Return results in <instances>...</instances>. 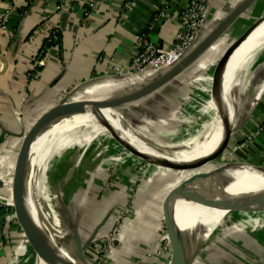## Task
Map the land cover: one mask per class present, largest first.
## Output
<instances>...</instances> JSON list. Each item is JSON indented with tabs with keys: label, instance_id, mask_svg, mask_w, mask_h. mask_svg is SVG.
I'll list each match as a JSON object with an SVG mask.
<instances>
[{
	"label": "crops",
	"instance_id": "0c3cea01",
	"mask_svg": "<svg viewBox=\"0 0 264 264\" xmlns=\"http://www.w3.org/2000/svg\"><path fill=\"white\" fill-rule=\"evenodd\" d=\"M20 1L22 3L23 1L26 2L24 5L26 11L19 14V10L15 8L14 16L19 15L22 18L19 27L15 31L11 29L10 25L8 30H4L0 27V201L7 205V209L5 208L4 212H0V264H29L33 261V258L37 260V254L29 243L25 231L18 222V214L14 208V179L18 167L20 149L24 143V135L32 131L42 116L63 100L66 91L80 87L85 81H89L96 76L105 77L104 80L102 79V83L91 85L83 90V92H80L81 94H77V99L88 93H93L98 89L112 91L116 86H119L118 81L112 80L107 82L113 73L112 65L114 64L125 68L129 67L132 59L136 55L135 35L137 32L148 27L151 15L155 13V11L157 12L161 5L159 0H136V6L131 13L127 15L125 23L120 27L118 25L119 16L117 12L119 9L113 3H105L101 13H94L86 21L84 18V9L87 7V0H72L63 14H58L56 12L58 0ZM187 1L188 0H176L171 6L169 19L165 21L161 27L150 32L153 40L157 41L161 46L168 48L173 44L177 27L181 24V15L187 6ZM240 1L241 0H217L215 7L217 11L221 10L219 12V15H221L222 7L226 3L236 4ZM11 6H14L12 0H0V21ZM263 14L264 0H259L253 10L230 29L228 37H223L212 48V51L202 60L201 64L194 68L192 74L184 77L189 82L191 78H194V89L191 85H169L162 92H159L158 95L153 97L152 100H150L152 101L151 103L148 102L150 105L147 109L150 112L151 123L157 124V127H160L165 132V136L171 138L173 142H176L175 144L181 143L184 135V127L180 126V121L178 122L177 119L173 122L170 121V118L174 117L167 116L169 114L166 113V111L169 110L168 106L171 102L179 100L187 94L188 106L186 111L180 116L183 117L181 121L185 124L189 119H193L192 121L195 122H201L202 117L209 119L213 115V111H203L202 113V109L197 107L200 102L202 107L210 104L212 105L213 102L215 104L216 99H218H215L211 94L213 91L212 87L214 86L213 78L204 76L208 66L212 64L210 60L216 53L223 54L229 45L233 44L235 40L240 39ZM250 17L253 18L252 22L248 21ZM52 24H57L61 28L60 42L49 48L47 64L40 70V74L35 77L32 74L34 59L39 50L44 46L46 36L50 32ZM242 47L234 53L226 68L224 88L230 86L231 76ZM263 48L264 23L259 27L254 37V42L244 67L247 78L243 82V89L240 91L238 103L240 106L246 105L251 107L243 118L235 122L233 119L234 126H241L242 123L245 125L238 134L233 136L232 141L234 144L238 141L241 134H243L242 131H245L246 134H253L264 124V95L262 91L264 90ZM216 60H218V56ZM258 83H260L262 87L261 89L258 88L254 98L251 100L245 99V93L248 87L251 88L252 84L254 86L259 85ZM141 86L142 85H137V87ZM203 93L207 96V100L200 99ZM261 95H263V98ZM194 97H198L196 104L194 103L196 99L193 100ZM260 99L262 101H260ZM257 101H259L258 105L250 115ZM193 103L195 108L191 109V104ZM187 110L190 112H187ZM193 113L197 114L196 116L198 119L193 118L195 116L190 117ZM257 113H259V115ZM173 114L174 116L177 115L176 112H173ZM210 122L212 123L213 119ZM261 123L263 124L260 125ZM115 132L120 134L125 141L131 143L130 145L148 155L153 161L170 160L176 163H190L212 154L219 146L218 144H214L211 145L207 151L186 157H164L149 153L137 142L128 138L124 132H119L117 130H115ZM57 136L54 135L50 140H53ZM46 142L40 151L38 160V169H41L43 172L40 189L41 193L43 192L42 194H45L48 190V182L54 181L52 184H56L58 188V193L55 194L62 203L66 202L68 205L75 204L77 206H83L82 203H84V205L86 204V206H84L86 210L88 209V200H91V192L95 189L92 186L99 185L100 178H102L103 175L102 173L107 171L104 169L105 165L102 166V164H97L104 156V153L106 154L108 151L110 156L108 166L106 165L107 168L117 164V166L121 165L123 171H135V169L142 164L141 159L125 149V147L109 132L96 133L90 136L87 144L83 146L76 145L66 149H60V147H54V145H45ZM76 149L82 151V154L77 157L75 166L85 171L87 180L78 181L79 185H75V188H79L75 191L76 193L73 195V199H71L68 196L70 193L67 192V189L61 187V184L65 185L68 179H72L70 178L69 171L73 166L69 163L72 162L73 150ZM252 149L255 155L261 157L260 154L263 152L262 147L257 144V146H254ZM231 152H234L232 147L223 155V159ZM255 155L252 156L248 153L247 156L253 160H257V164L260 165V158L258 159ZM219 161H221V159ZM60 166H63L62 168L66 173L65 177H67L64 179L65 182L63 183L57 178L58 174L56 173L58 172L57 170L61 169ZM217 168V166L211 165L203 169V172H212ZM147 172L150 179L154 181L157 180L160 182L161 179L166 181V177L177 178L174 182L166 185V188H164V190H166L165 192L164 190L162 191V201L165 200L172 189L197 173V171L192 173L182 171L175 172L161 167L158 164H149L146 171L143 173L146 174ZM235 174L236 171L226 172L218 181L215 194L232 184ZM124 179L126 181L128 180L127 177H124ZM132 179L133 181L138 180L136 174ZM202 183L205 182L200 181L196 186ZM84 184H86V189H88V187L90 188V190H87L89 193H86V196L82 191ZM82 200H84V202H82ZM108 205L111 207L110 203ZM172 206L176 211V221L178 225L183 231L189 232L194 220V212L186 211L189 206L187 200L175 198ZM74 208L75 207L72 209ZM111 210L115 211V209ZM187 212L188 214L186 215ZM108 216H111V211H108V213L101 218L102 222L100 224L104 226L100 230V236H102L103 233L104 235L109 233L120 215L116 214L112 216L110 221L107 219ZM159 219L160 222L158 221V223L160 225L158 229L160 230L162 229V215H160ZM155 220L156 218L154 221H151L152 225ZM55 222L59 227V219L57 217ZM247 224L245 222L236 223L235 228L246 230L248 227H255ZM141 225L142 224L138 220L136 222V227L134 228L135 225L132 227L134 228V234L140 232ZM128 227L129 226L126 225V228ZM254 230L256 229L254 228ZM15 236H18V240L11 248L9 239L10 237L15 238ZM164 238L165 237L162 235H155L153 239L146 240L151 254L157 253L159 244ZM217 243H220L218 239ZM100 244L102 246V242ZM132 250H126L128 253L124 255H134L133 257L140 260L135 264H154V262L150 263L152 261L146 258V253L143 251L134 250V248ZM220 251L222 252V250ZM220 251H217V248L213 246L212 249L208 251L204 249L196 264H206L204 262L208 260H211V264H221L222 256L226 254L224 251L228 250L225 248L223 253ZM27 254H29V256H27ZM118 254L119 252L117 250L113 253V256L115 255L116 257V262L120 260L118 259ZM113 256L111 257L112 259L114 258ZM120 257L122 256L120 255ZM174 257H170L169 261L163 260L164 264H166L167 261V264H169ZM97 259L98 256H96L93 261L88 260V264H93ZM121 260L122 263L133 264V262H129L128 260L125 261L123 258Z\"/></svg>",
	"mask_w": 264,
	"mask_h": 264
},
{
	"label": "water",
	"instance_id": "95a60500",
	"mask_svg": "<svg viewBox=\"0 0 264 264\" xmlns=\"http://www.w3.org/2000/svg\"><path fill=\"white\" fill-rule=\"evenodd\" d=\"M258 1L259 0H241L236 4L226 3L222 7L221 15L210 19L209 23L206 25L200 37L198 38L195 46H193L172 67L157 73H153L155 77L150 82L143 84L141 87L132 86L131 88H116L112 93L107 94L109 96L103 99L100 98L99 100L91 101V99H77V94H81L80 92H83V90L86 88L94 84L102 83V79L104 80L105 78L102 77L95 80L86 81L85 83L81 84L80 87H77L70 93L66 91L64 93L63 100L46 114H44L32 131L24 135V143L20 149L18 167L16 169L14 179V208L18 214V222L25 231L27 239L37 254V257L44 259L48 249L51 248L60 255L66 257L68 264H88V249L93 244H95V242H97V238L100 235V230L104 226L100 224L86 239L81 232L82 227L71 225L73 233L71 239L73 240V243L68 242L67 245L70 249L62 248L60 245L55 243V241H52L47 235V232H45L39 226L37 219L28 205V184L31 175L32 150L39 138L42 137L47 129L52 125L54 118H58L55 122V124H58L61 122L62 118L84 114L88 111H108L118 116L121 115L120 110L128 107L132 112H136L134 116L140 117V123H143L144 119H150V112L147 109V107L150 105L148 102L151 103L152 101L150 100L158 95L159 92H162L167 86L173 84L178 85L177 81L186 82L187 80L184 77L192 74L193 66L206 58L207 55H209V53L212 51V48L223 37H228L230 29L239 20L244 19L245 16L253 10ZM263 23L264 14L252 25L248 31H246V33L240 39L235 40L231 47L222 56L219 66L215 72V80L213 83L214 86L212 87V90L214 91V97L219 98V94L221 92L224 94V77L231 57L239 48L243 46V44L248 41V39ZM125 79L130 78H118L111 76L107 82ZM121 90L123 91L119 93ZM260 101L262 100L260 99ZM258 103L259 101H257V104L250 112V115L256 109ZM138 112L142 117L137 115ZM129 120L127 119L123 121L125 123L124 126L127 128V130L133 132L134 129ZM107 125L110 126V124ZM244 126L245 125L242 123L241 126L233 130L230 128L224 140L212 154L190 163H176L170 160L153 161L148 155L141 152L136 147L130 145L131 143L125 141L120 134L113 130L112 127L109 128L110 133L125 147V149L149 164H158L161 167H165L175 172L182 171L192 173L197 171V173L188 180L183 181L177 187L172 189L163 201L162 205L163 221L161 224V231L166 233L165 237L171 244L172 258L179 253L183 255L185 254V259L180 264H196L200 259L201 253L206 248L207 241L213 234H209V236H206V239H204L206 231L199 225H196L195 228L189 233L183 231L176 221V211L172 206L173 200L175 198L184 199L202 208H207L213 201L212 196L214 195L215 185H218L220 178L229 170L238 167L250 166L256 171H264V167L262 166L240 160L237 157L238 153L235 152H231L229 154L230 157L225 163L220 164L218 162L220 159L224 162L223 155L229 150L233 136L238 134ZM211 165L217 166L218 168L212 172H203V169L208 168ZM200 181H208L207 185H205L202 191L195 189L196 184ZM256 206L257 210L255 211L264 212V197L263 200H261V202H259ZM253 210L254 209H252V211ZM83 229H87V227L83 226ZM185 240H189V247L187 250L186 248L182 250V243ZM135 243L136 242L133 241L132 248L137 246ZM119 250H122V246ZM176 259L177 257L175 258L173 264L177 263Z\"/></svg>",
	"mask_w": 264,
	"mask_h": 264
},
{
	"label": "rangeland",
	"instance_id": "374dc122",
	"mask_svg": "<svg viewBox=\"0 0 264 264\" xmlns=\"http://www.w3.org/2000/svg\"><path fill=\"white\" fill-rule=\"evenodd\" d=\"M252 17H250L248 21L252 22L253 21ZM209 72L212 73L211 70ZM245 77L247 78V73L243 71L242 76L240 78L241 84L244 82ZM193 79L194 78H192L190 82L188 81L186 82L177 81V82H178V85H192L194 81ZM150 81L151 80L147 81L146 83ZM258 84L259 85H255V86L252 84L251 88L248 87V90L245 93V96H246L245 99L251 100L252 98H254L255 93L258 91V88L261 89L262 87L260 83ZM120 86H116V88H119ZM262 91L264 95V90ZM206 93H209V92H206ZM211 94L214 96V91H212ZM228 95H229V87H225L224 94L223 92L219 94L218 104H217L219 105V108L213 111V115L214 114L216 115V113L219 112V110L223 106L224 101H227ZM263 95H261L262 98H263ZM79 99L86 100L90 98H88V95L86 94L80 97ZM200 99L207 100V96L204 95L203 93L201 94ZM193 100H195L194 103L196 104L198 97H194ZM193 104H191V107H192V108L190 107L191 109L195 108ZM250 107L246 105L240 106L238 103L236 106V109L234 110V114H233L234 122L240 118H243L248 113ZM187 112H190V111L187 110ZM133 113L135 114L136 112H133ZM137 115H140L139 112L137 113ZM180 116L181 114H177L174 119H177L178 122L180 121L179 123L181 127L182 126L185 127L186 126L185 124L187 123L188 124L196 123L195 121H192L189 119L188 121H186L187 123L184 124L181 121L183 120L182 119L183 117H180ZM150 119H147V120L144 119L143 123L141 122L142 124L141 127H143V129H145L146 131L152 134L154 133L157 134L163 140H165L166 138L171 140V138L165 136L164 134L165 132L160 127L156 128L157 124H152ZM113 130L124 132L127 135V137L130 138L128 135L129 130H127L126 128L117 127V128H113ZM58 132L56 134L59 136L54 134L57 137H55L53 140L49 139L47 141L48 143L46 142L45 145H48V146L54 145V147L58 146L60 147V149H66L68 147H72L76 145L83 146L87 144L91 135H95L96 133H99V132H104V133L109 132L110 133L109 129L107 130H88L84 126L71 130V131H64V132H59V133ZM54 135L52 137H54ZM254 140L255 139H252V141H250L252 144L249 146L248 149L246 148L247 150L243 149L241 150V152H236L235 150L236 146L233 148V150L235 153H238L237 157L240 160H244L248 163L258 165L257 160H253L247 156L248 155L247 152H250L249 154H251L252 156L255 155V153L252 151L253 150L252 148H254V146L255 147L257 146ZM73 153L74 154H72V162L69 163V164H72L73 166V168H71L69 171L70 178L72 179L71 180L68 179V181L66 182L64 181V179H66L67 177H65L66 173L64 169L62 168L63 166L62 167L60 166L61 169L57 170L58 172H56L58 174L57 178H59L60 182L62 183L65 182V185L61 184V187H64V189H67V192L70 193L68 196L71 199H73V195L76 193L75 191L79 188V187L75 188L76 186L79 185L78 181L87 180V176H85V171L79 167L76 168L75 166L77 157L82 154V151H80L79 149H76V150H73ZM260 156L261 157L257 156L258 159L260 158L259 159L260 165L258 166L264 167V151L260 154ZM109 157L110 156L107 151L106 154L104 153V156L101 158V160L97 162V164L98 163L102 164V166L105 165L104 169L107 171L102 173L103 175H102V178H100L101 180L99 181V185L92 186L95 189L92 190V192L90 191L91 200H88V203H89L88 206H89V212H92V214L86 217V214H87L86 212L88 211H86V207L84 208V206H86V204L84 205V203H82L83 206H77L75 204L68 205L66 204V202L62 203V201L59 200L57 198L58 196L55 194V193H58L57 185L52 184L54 181L53 182L49 181L50 183L48 182V190L45 192V194H42L43 193L42 192L41 195L37 196L36 201H37L38 216L45 223V227L47 226L48 229L52 230L53 233H55L56 231L59 237L62 238V240H64V242L68 244V242L73 243V240L71 239L73 233H72V229L70 225L82 227V232L83 231L85 232L84 237L87 239L88 236L95 230L94 228L97 225L96 221L99 220L96 216L100 215L101 214L100 212L105 211L104 209L105 203L107 204L110 203L111 204L110 208L115 209L112 216L118 214L120 215V220L116 223L114 230L109 235L108 234L107 235L108 237H112L114 235L113 233L116 234L118 233L116 232V230H119L124 233L125 241H123L122 243V250H119L121 248V244L119 243L115 245L117 249L110 248L109 243L106 239L107 236L104 235L103 233L102 236L104 238H100L97 242H95L96 245L93 247V249L87 252L88 256L90 257L92 261L93 259H95L96 256H98L97 261L94 262L93 264H125V263H122V260H121L122 258L125 259V261L128 260L129 262H133V264L137 263L140 260H137L135 257H133L134 255H129V256L124 255L128 253L126 250L131 251L133 249L132 248L133 241H135L136 242L135 244L137 245L134 248V250H141L144 253H146V256L149 258V260L152 261L150 263L154 262V264H164V262L160 260V258L158 257V254L163 251V247H162L163 242L159 244V249L157 251V254L155 253L151 254L150 249L147 246L148 244L146 243V240L153 239L155 235H163L161 232V229L160 230L158 229V226L160 225L158 223V221L160 222L159 217L160 215H162V205H163V201L161 198L162 191L164 190V188H166L167 184L174 182L175 179L177 178L166 177V181L164 179H161L160 182L157 180L156 181L151 180L148 175V172L146 174L143 173L144 171H146L147 165H149V163L142 161V160H141L142 164L138 166V168L135 169V171H130V170L123 171L121 169V165L112 166V167L107 168ZM229 157L230 155H227V157H225L224 159V162L223 161H218V162L220 164L225 163L226 161H228ZM40 174H41L40 178H41V185H42V176H43L42 170ZM135 174L138 180L133 181L132 178ZM236 176H237V172L233 177L234 179L233 183H237V181L240 180V179L237 180V178H235ZM124 177H127L128 180L126 181ZM85 185L86 184H84V188L82 189L84 195L86 193H89L87 192V190H90L89 187L88 189H86L87 187H85ZM165 191L166 190H164V192ZM263 197L262 198H250L242 203L234 204L229 209V211L227 212L225 216L218 218V221L216 222V224L210 225V229H208L207 234L205 235L204 239H206V236H209V234L210 235L213 234V235L207 241L205 249H207L208 251L212 249V246H213L217 248V251L222 250V252L221 251L220 252L223 253L224 249L226 248L228 251H224L226 254L222 256L221 264H264V256H263V252H264V212L255 211L257 210L256 205H258V203L261 202V200H263ZM82 202H84V200H82ZM227 202L224 203V205L220 208L219 212L222 211L223 207L226 205ZM0 204H1V201H0ZM4 204L2 205L7 209L6 204L5 205ZM73 207L75 208L72 209ZM252 209L254 210L252 211ZM219 212L217 213L216 217L213 219L211 224L217 219ZM56 217L59 219V225H60L59 227L56 225V222H55ZM90 217H96L95 218L96 221H93ZM155 218L156 220L153 223L154 225L153 226L151 221H154ZM138 220L142 225H141L140 232L138 234L137 233L135 234V235H138V238L135 239L133 229L136 227V222ZM240 222H245L246 224L248 223L247 225L255 226L254 228L256 230H254L253 227H248L246 228V230L235 228L236 223L239 224ZM126 225H128L129 227L126 228ZM83 226H86L87 229H83ZM133 226L134 228H132ZM90 228L93 230L91 231ZM125 228H126V231H125ZM17 237L18 236H15V238L10 237L9 244L11 248L17 242L18 240ZM217 239L220 243H217ZM101 242L103 243L102 246L100 244ZM242 245H244L249 250V252H251L253 255H250L249 252L247 254L246 250H243L241 248ZM116 250L119 252L118 259L120 260L118 262H116L115 260L116 259L115 255L113 256V253ZM120 255L122 257H120ZM149 255H151L152 257H149ZM27 256H29V254H27ZM112 256L114 257L113 259L111 258ZM245 256H248V258ZM167 259L169 261L170 257H168ZM37 262L38 260H36V258H33V261H31L29 264H37ZM204 263L211 264L212 262L211 260H208Z\"/></svg>",
	"mask_w": 264,
	"mask_h": 264
},
{
	"label": "bare ground",
	"instance_id": "6f19581e",
	"mask_svg": "<svg viewBox=\"0 0 264 264\" xmlns=\"http://www.w3.org/2000/svg\"><path fill=\"white\" fill-rule=\"evenodd\" d=\"M259 29V28H258ZM258 29L253 33V35L248 39V41L243 45L242 49L239 53V58L234 68V71L231 76V83L229 86V95L227 101H224L222 108L216 115H212L209 119H205L201 115V122H196L195 124H187L184 127V135L180 144H175L172 140H163L157 134H152L143 127H141V119L139 116H134V113L129 110V108H124L120 110L121 115L116 116L114 113L108 111H88L87 113L62 118L60 123H56L58 118H54L52 125L47 129L42 137L39 138L38 142L34 145L32 150V165H31V175L28 184V205L31 208L35 218L37 219L39 226L47 232V235L51 238L52 241H55L62 248H69L66 242L59 237L58 233H53L52 230L45 227V223L37 214V196L41 195V178L40 173L41 169H38V160L40 151L46 141H48L54 134L64 131H71L82 126L86 127L88 130H107L110 127L117 128L122 127L126 128L123 122L124 120H129L134 129L133 132L128 131V135L131 140L137 142L143 149L148 151L151 154L161 155L164 157H186L196 153H200L203 151L209 150V147L214 144L220 145V143L226 137L228 130L231 128L232 130L239 127L240 125H233V114L236 109L238 99L240 97V91L243 89V83L241 84V76L244 71L245 64L248 60L253 42ZM264 49V48H263ZM155 77L153 74H144L140 77H133L130 79L119 80V88H126L131 86L143 85L146 84L147 81L152 80ZM246 80V77L244 81ZM109 86V85H107ZM124 90V89H123ZM121 90L119 93H121ZM113 90H103L98 89L93 93H88V98L92 100H99L100 98H106L108 95L112 93ZM96 97V98H95ZM88 99V100H90ZM216 99V98H215ZM217 102L212 103V105L202 106L201 102L197 108L202 109V113L210 112L217 110L219 108L218 99ZM210 103V102H209ZM194 105V104H193ZM199 112V111H198ZM209 114V113H207ZM228 114V115H227ZM197 114L193 113L190 117L197 118ZM213 119V122L210 121ZM193 120V119H192ZM60 121V120H58ZM66 121V122H64ZM65 123V124H64ZM106 123V124H105ZM107 124H110L108 126ZM105 125V126H104ZM127 129V128H126ZM58 132V133H59ZM257 132V131H256ZM255 132V133H256ZM254 134V133H253ZM244 134H241L240 138L243 140ZM168 139V138H166ZM92 143V142H91ZM182 159V158H181ZM192 159V158H191ZM229 171H236L237 183H232L228 187H226L219 194H215L217 191V185L214 187V195L212 196V203L207 208H202L197 206L194 203L187 201L188 208L186 211L194 212V220L189 230L192 231L196 225L202 227L207 234L208 229H210V225L216 224L219 217H223L227 214L229 209L238 203H242L250 198H262L264 196V171L258 170L256 171L254 168L246 166V167H238L231 169ZM241 176V177H240ZM242 178V179H241ZM208 181L202 183L200 185L195 186V189L200 191L203 190L205 185H207ZM245 191V192H243ZM229 200V201H228ZM228 201V202H227ZM222 211L219 212L220 208L224 205ZM217 219L211 224L213 219L216 217ZM232 212V211H231ZM179 213V212H177ZM188 212L186 213V215ZM120 220V216L112 226L108 235L113 231L116 223ZM220 223V221H219ZM188 232V233H189ZM106 235V236H108ZM59 237V238H58ZM205 238V236H204ZM165 239V238H164ZM103 244V243H102ZM189 240H185L182 244V250L189 247ZM181 252V251H180ZM185 255V254H184ZM183 254L175 255L174 259L169 263L173 264L175 258L177 257L176 264H180L183 262L184 258ZM149 259L148 257H146ZM37 264H68V260L63 255H60L53 249L49 248L47 253L44 256V259L38 257Z\"/></svg>",
	"mask_w": 264,
	"mask_h": 264
},
{
	"label": "built area",
	"instance_id": "2783aa9c",
	"mask_svg": "<svg viewBox=\"0 0 264 264\" xmlns=\"http://www.w3.org/2000/svg\"><path fill=\"white\" fill-rule=\"evenodd\" d=\"M71 1L72 0H58L56 12L58 14H63ZM159 1L161 5L155 14V17L153 18L150 27L148 28L149 33L156 28L161 27L165 23V21L169 19L172 8L171 6L176 2V0ZM105 3H113L118 7V25L120 27L125 23L127 15L131 13V11L136 6V0H87V12L84 15L85 20L87 21L94 13H101L102 7ZM216 3L217 0H188L186 9L181 15V24H179L177 27L174 41L171 47L165 48L161 46L157 41L153 40L149 33L142 32L136 34L134 39L137 53L132 59L129 67H119L113 64V73L111 76L118 78L139 77L144 74L157 73L175 65L193 46H195L198 38L200 37L206 25L209 23L210 19L215 18L219 15V12L221 10H216ZM14 13L15 9L13 8H9L5 12L0 21V27H2V29H9V25L11 23L12 17L14 16ZM51 26V30L46 36V40L48 41L51 39H57V36L61 32V28L59 25L52 24ZM49 50L50 49H47L46 47L44 48L43 46L36 54L32 66L33 76L37 77L40 74V70L46 66ZM97 78L102 77L96 76L90 80H95ZM71 91L73 90H69L67 92L70 93ZM263 132L264 127L260 128L254 134H246L243 132V142L237 145L235 149L236 152H241V150L246 148L248 149L252 144L250 141H252V139H255L254 141L256 143ZM113 166H117V164H114ZM2 204L4 203L1 202L0 208L4 207ZM116 232L118 233H113L114 235L112 237H106L110 248L113 249H117L115 247L117 243L121 244L122 246L123 241H125L124 233L119 230H116ZM162 234V236H166V233L162 232ZM100 238L104 237L99 235L97 241ZM162 242L163 251L158 254V257L160 258V260L166 261L168 260L167 258L171 257L172 255L171 244L167 238ZM149 257L152 256L149 255Z\"/></svg>",
	"mask_w": 264,
	"mask_h": 264
},
{
	"label": "trees",
	"instance_id": "16d2710c",
	"mask_svg": "<svg viewBox=\"0 0 264 264\" xmlns=\"http://www.w3.org/2000/svg\"><path fill=\"white\" fill-rule=\"evenodd\" d=\"M12 3L14 4V6H11L12 8H17L18 10H19V14H22L23 12H25L26 11V8H25V1H23V3L20 1V0H12ZM10 7V8H11ZM87 12V7L84 9V15H85V13ZM155 14H156V11H155V13H153L152 15H151V17H150V22H149V25H148V27H146L144 30H142V31H140V32H137V34L138 33H142V32H144V33H149V31H148V28L150 27V24H151V22L153 21V18L155 17ZM21 20H22V18H21V16H14L13 18H12V20H11V23H10V27H11V29L13 30V31H15L18 27H19V25H20V23H21ZM150 34V33H149ZM60 34L57 36V39H51V40H46V42L44 43V48L46 47L47 49H49V48H51V47H53V46H55L56 44H58L59 42H60ZM231 45L232 44H230L229 45V47L224 51V53L231 47ZM136 53H137V49H136ZM224 53L223 54H214V57H212V59L210 60V62H212V64L210 65V66H208V68H207V70H206V73H205V75H206V77H211V78H213V83H214V80H215V72H216V69H217V67L219 66V63H220V60H221V58H222V56L224 55ZM219 55H220V57H219ZM217 56H218V60H216L217 59ZM201 62H202V60L201 61H199L196 65H194L193 66V71H194V68L195 67H198L200 64H201ZM211 70V72L212 73H210L209 71ZM211 74V75H210ZM204 75V76H205ZM195 81V80H194ZM192 88L194 89V85H193V83H192ZM190 89V88H189ZM187 101H188V95L186 94L183 98H181V99H179V100H176V101H173V102H171V104L168 106L169 107V110H167L166 111V113H169L167 116H170V117H174L175 118V116H174V114H173V112H176L177 114H183L185 111H186V109H187ZM258 115H259V113H257ZM174 118H170L171 120L170 121H174L175 119ZM263 123H261L260 125H262ZM156 128H157V125H156ZM261 128V127H260ZM259 128V129H260ZM258 129V130H259ZM257 130V131H258ZM165 134V133H164ZM237 142V143H236ZM235 142V144L233 143V141H231V146H230V148L232 147V148H234L235 146H237L238 144H240L241 142H242V139L241 138H239L238 139V141H236ZM257 144L260 146V147H262V149H263V151H264V132H263V134L259 137V139L257 140ZM173 171V170H172ZM104 209H105V211H103V212H100L101 214L100 215H98V216H96L99 220L98 221H96L95 220V218L96 217H90L93 221H96L97 222V225H96V227L94 228V229H96L99 225H100V223L102 222V219L101 218H103L107 213H108V211H111V216H108L109 218H107L109 221L112 219L111 217H112V215H113V213H114V211H112L111 210V208H110V206L107 204V203H105V207H104ZM110 209V210H109ZM4 210H5V207H2V208H0V212L1 211H3L4 212ZM86 211H88V212H86L87 214H86V217L87 216H89L90 214H92V212H89V206H88V210H86ZM6 213V212H5ZM4 213V214H5ZM111 218V219H110ZM108 221V222H109ZM75 226V225H74ZM82 230V229H81ZM90 230L92 231L93 229H91L90 228ZM82 232V231H81ZM82 234H83V236H85V232L83 231L82 232ZM135 235V234H134ZM87 236V235H86ZM89 237V236H88ZM135 239H137L138 238V235H135V237H134ZM146 243H148V242H146ZM96 244H93L89 249H88V252L89 251H91L92 249H93V247L95 246ZM243 250H246V253L248 254V252H249V250L244 246V245H242V247H241ZM250 253V255H253L251 252H249ZM244 256V255H243ZM263 256H264V252H263ZM245 257H247L248 258V256H245ZM88 260H91L90 259V257L88 256Z\"/></svg>",
	"mask_w": 264,
	"mask_h": 264
},
{
	"label": "flooded vegetation",
	"instance_id": "af4514ba",
	"mask_svg": "<svg viewBox=\"0 0 264 264\" xmlns=\"http://www.w3.org/2000/svg\"><path fill=\"white\" fill-rule=\"evenodd\" d=\"M262 127H264V125H263ZM262 127H261V128H262ZM243 132L246 133L245 131H242V133H243ZM256 145H257V141H256ZM247 153H250V152H247Z\"/></svg>",
	"mask_w": 264,
	"mask_h": 264
}]
</instances>
